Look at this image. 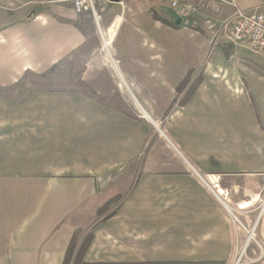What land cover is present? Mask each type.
<instances>
[{
	"label": "crops",
	"instance_id": "0c3cea01",
	"mask_svg": "<svg viewBox=\"0 0 264 264\" xmlns=\"http://www.w3.org/2000/svg\"><path fill=\"white\" fill-rule=\"evenodd\" d=\"M183 1L202 4L220 23L235 12V5L241 10L264 5L263 0ZM127 2L110 3L113 12L116 5L126 8L99 31L86 21L90 14L76 12L73 0H0V89L30 82L17 85L15 97L0 94V194L8 192L0 195V264H64L77 229L93 237L83 264H233L246 227L234 224L226 208L232 205L243 215L241 224H257L254 235L259 230L264 242L259 203L240 209L245 201H262L264 166L232 168L226 155L210 151L211 144L221 143L222 130L216 142L207 132L194 142L179 123L208 94L200 83L191 99L184 100L197 80L193 75L187 89H178L190 71L179 65L180 27L189 16L173 11L162 18L180 20V25L168 26L153 21L138 0L141 6L130 7L127 17V6H132ZM97 4L103 21L108 3ZM125 28L123 46H118ZM201 29L190 30L192 49L212 43V33ZM102 30L111 45L100 46L92 56L109 50L117 64L131 56L136 62L131 67L137 66L143 76L133 77L120 67L117 82L112 75L105 77V63L99 62L92 84L96 96L81 89H54L17 98L22 86H32V77L72 58L87 63L91 54L85 50H92ZM117 86L125 87L149 117L123 108L128 101ZM157 96L166 97L167 106L177 96L181 99L174 110L163 108L165 117H155L150 114L161 111L154 108ZM108 204L110 210L102 214ZM97 212L101 217L88 220V214ZM82 223L88 227H74Z\"/></svg>",
	"mask_w": 264,
	"mask_h": 264
},
{
	"label": "rangeland",
	"instance_id": "374dc122",
	"mask_svg": "<svg viewBox=\"0 0 264 264\" xmlns=\"http://www.w3.org/2000/svg\"><path fill=\"white\" fill-rule=\"evenodd\" d=\"M124 1L127 2L129 0ZM141 1L142 5H145L148 8V14L151 15L150 18L153 21H162V19H160V21L155 19L154 14H158L159 16H161V18H169L170 16H172L171 14L173 13V11L166 5L156 3L155 0ZM137 3L138 0H132L131 3H128V5L132 6H127V17H129V14L132 13L128 11L130 7L132 9H136L141 6L140 3ZM184 4L191 5L193 3L184 2ZM109 6H111L110 3H108L107 5H103V9L106 8V10H109V12L105 20L102 21L100 19L102 27L106 25V23L114 15V13L123 12L126 8L124 7V5H116V8L113 12L110 10ZM193 6L196 8V12L187 17L185 23L182 25V27H180V41L182 49L180 50V58L178 57L180 59L179 65L181 66V71L189 66L188 70L190 71L188 73L191 72L193 77L195 76V79L199 78L201 85H203L202 88H205V90L208 91V94H206L207 99L205 98V95L203 96V98L206 99L205 102H197V104H195V107L187 112V117H185L183 121H179V123L183 124V126L181 127L182 132H187L188 136L191 138V140H194V142H196L197 140L200 141L199 139L202 137V133L207 132L206 136L212 138V142H216L217 140L214 139L218 137L217 132L219 130H222L223 133L221 134V143L218 145L211 144L209 146L212 153H220L224 156L226 155L230 161L234 162L232 168L235 169H249V167L253 168L258 166L259 164L260 166H264V134L261 133L264 132V56L255 54L246 45L237 44L233 45L235 48L234 53L229 58H227L221 48V45L227 43H222V41L218 46H213L212 43L208 42L206 46L197 45V47L192 49L191 44L194 43L189 34L190 30H192V33H194V31L202 32L201 28L207 27L205 26L207 17L212 22L216 23L217 27L220 25V22L218 20H214V18L210 16V12H208V9L206 7H203L202 4L195 3L193 4ZM95 7L99 15L101 8L99 7V4H97V2L95 4ZM189 20H191L192 23L194 22L192 25L194 26V29H191L192 26H190V22H187ZM86 21L90 23L91 26L95 27V20L92 16H90L89 19H86ZM125 30L126 28L124 29L122 36L120 34V41L118 46H123V39L126 32ZM203 34L205 33L203 32L201 35ZM96 41H93L92 50H85L88 54H91L87 58V63L83 64L80 61L78 62L76 58H72L67 61L65 65H58L41 77H32V86L28 87L29 89L26 90L24 88L27 87L24 86L28 85L30 82H22L24 86L20 88V93H18L20 94V96L17 98L23 100L24 98L27 99L29 96H31V93L54 89H81L92 96H96L93 92L92 84L94 79L93 74L100 73L99 62L105 63V69L101 70L105 74V77L109 79V77H111L112 75L113 79L117 80L118 82L119 78L116 74V69L112 62V58L114 59V57L110 58V51L103 50L102 53H99L94 57L92 56V54H95L97 51L96 49H98L100 46L105 47L101 32H98ZM111 51H113L112 48ZM123 58L124 59H122V62L120 61L122 65L119 64L120 62H118L117 64L120 72H122L120 69L121 67L124 68L128 73H130L129 75L133 77L143 76V74L141 73V69L139 72L137 66L133 65L131 67L133 63H136L135 61L131 60V56H126ZM139 58L140 56L138 57V59ZM114 61L117 62V60L115 59ZM153 65L156 68V62ZM162 72L163 71H160L158 74L161 75ZM78 77L81 78H79V80L77 81ZM82 77L85 78V80ZM153 80L154 82H156L155 85H158V79L155 78ZM22 84H17V88H19ZM16 86L7 89L1 88L0 94L8 96L9 98L15 97L16 95L13 91ZM130 86L131 91L133 92L134 89L132 88V85ZM123 88L124 89L120 90L117 86V90L120 92L119 94H121V96L123 95V99L125 97V99L128 101V103L125 102L126 100L124 101L125 104L122 103L123 105L127 104L128 106H124L123 108H132L133 115L137 114L140 116H144L142 111L138 108L133 97L130 96L125 87ZM154 90L155 92H157V90L160 89L159 87H156L154 88ZM122 97H118L119 101L122 99ZM188 98L191 99L190 97ZM166 99L167 98H164L163 96L155 97L156 105L154 104V108L160 109L161 111L152 113L150 115L155 117H165L166 115L163 108H165L166 111H169L172 108L174 110L178 107V100H180L181 97L177 96L176 98H174V102L171 101L169 106H167V104L165 103ZM116 100L118 99L116 98ZM175 102L177 103L176 105L174 104ZM209 119L211 125L208 124ZM201 121L206 122V124H200V127L198 125V122ZM202 127L205 128V130H203ZM164 146H166V148H170L167 147L169 146L167 141H164ZM155 148L156 140H154V149ZM262 191L263 201L264 189ZM7 193L8 192L1 193L0 195L4 196ZM11 198L13 200L19 199V197L16 195H13ZM257 198H255L253 202H256ZM253 202H244L242 204L250 205ZM261 204L262 202H259V204L256 205V209L258 210L259 214V207L261 206ZM230 207L238 218L243 217V215L241 216V214L237 212V207H235L234 205ZM98 213L99 212L95 214H88V220L92 217H101V215ZM261 219H263V221ZM261 219V225L264 230V216ZM81 221L84 220L82 219ZM236 225L242 228V226L238 223ZM242 225H244V227H246L245 229L250 233L253 231L257 224L249 225L247 222H244V224ZM74 227L84 230L88 226L82 223L81 225H75ZM247 231H242L243 242H241L240 246L237 249L233 264H264V242H262L259 238V230L256 231L254 240L249 243V246L242 253V251L247 246V241L249 239V233H247Z\"/></svg>",
	"mask_w": 264,
	"mask_h": 264
},
{
	"label": "built area",
	"instance_id": "2783aa9c",
	"mask_svg": "<svg viewBox=\"0 0 264 264\" xmlns=\"http://www.w3.org/2000/svg\"><path fill=\"white\" fill-rule=\"evenodd\" d=\"M97 1L98 0H73V3L78 14H90L94 18L95 26L100 31L101 18L95 7ZM155 2L166 5L169 9L175 13L177 12L179 16L183 18L196 12V8L193 5L184 4L183 0H155ZM106 3H115V1L106 0ZM206 19L205 24L207 29L212 33L213 46H218L221 41L222 43L231 45L242 44L246 45L255 54L264 56V5L252 10H241L235 5V12L229 18L221 22L218 27L217 24L212 22L209 18ZM112 62L114 66L115 64L117 66V62ZM133 99L135 100L134 97ZM261 202L262 204L259 207L260 216L264 214V200ZM226 208L234 224L238 223L244 227L231 208L228 206H226ZM247 233L249 232L247 231ZM248 245L249 244H247L242 253L246 250Z\"/></svg>",
	"mask_w": 264,
	"mask_h": 264
},
{
	"label": "trees",
	"instance_id": "16d2710c",
	"mask_svg": "<svg viewBox=\"0 0 264 264\" xmlns=\"http://www.w3.org/2000/svg\"><path fill=\"white\" fill-rule=\"evenodd\" d=\"M154 17L157 20L162 19V23L165 25L176 27V22H174V21L170 22L168 20H165V19L161 18L158 14H154ZM221 48L224 51V54L226 55L227 58H229L235 51L234 46L231 44H223V45H221ZM191 81H192V74L190 72L184 77V79L180 83V85L178 87L180 92L187 89L189 87V85L191 84ZM199 85H200L199 79L194 81L191 84V86L189 87V91H188L187 95L185 96L184 100L188 99V97L193 95L195 90L198 89ZM109 207H110L109 204H108V206L104 207L101 210L102 214L105 213L106 211H108L110 209ZM114 214H115V212H113L110 215V217H112ZM80 240H81V242H80ZM92 240H93V237L90 233H87L84 236V234L82 233V231L80 229L75 230L73 237L71 239L66 257H65L64 264H83L84 255L86 254L88 248L90 247Z\"/></svg>",
	"mask_w": 264,
	"mask_h": 264
},
{
	"label": "bare ground",
	"instance_id": "6f19581e",
	"mask_svg": "<svg viewBox=\"0 0 264 264\" xmlns=\"http://www.w3.org/2000/svg\"><path fill=\"white\" fill-rule=\"evenodd\" d=\"M101 33H102V39H103V42H104V46L106 47V48H108L111 44H110V42L107 40V38H106V36H105V34H104V32H103V30L101 31ZM111 58V57H110ZM112 63V62H111ZM115 69H116V71L118 72V67L116 66V64H115ZM145 113V112H144ZM144 115H146L147 117H149L146 113L144 114ZM213 182V184H214V187H216V188H218L217 187V185L215 184V182L214 181H212ZM216 182H218V181H216ZM222 196H226V194H222ZM254 201V200H253ZM253 201H249V203H251V202H253ZM259 201H260V199H259V197L257 198V201L256 202H253L252 204H250L249 206L248 205H246V206H241L240 205V209H249V208H251L252 206H254V204H256V203H259ZM245 202H247V201H245ZM254 240V231H252V232H250V235H249V239H248V241H247V244H249L251 241H253Z\"/></svg>",
	"mask_w": 264,
	"mask_h": 264
},
{
	"label": "water",
	"instance_id": "95a60500",
	"mask_svg": "<svg viewBox=\"0 0 264 264\" xmlns=\"http://www.w3.org/2000/svg\"><path fill=\"white\" fill-rule=\"evenodd\" d=\"M115 2H119V0H114ZM40 14V12H37L36 14H34L33 15V18H35L37 15H39ZM180 20H178L177 22H176V25L177 26H179L180 25V22H179Z\"/></svg>",
	"mask_w": 264,
	"mask_h": 264
}]
</instances>
